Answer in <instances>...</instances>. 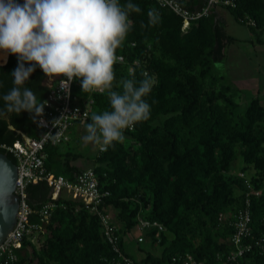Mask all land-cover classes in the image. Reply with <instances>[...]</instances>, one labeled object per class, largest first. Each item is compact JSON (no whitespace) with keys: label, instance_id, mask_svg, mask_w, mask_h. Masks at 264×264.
<instances>
[{"label":"trees","instance_id":"16d2710c","mask_svg":"<svg viewBox=\"0 0 264 264\" xmlns=\"http://www.w3.org/2000/svg\"><path fill=\"white\" fill-rule=\"evenodd\" d=\"M183 1L189 9L204 4V0ZM232 1L235 7L225 8L239 22V18L249 16L256 21L255 27L249 26L255 34L264 29V0ZM132 2L142 11L130 15L132 29L117 50L126 61L114 65L113 90L122 91L117 85L121 79L131 78V66L137 81L146 71L156 84L145 97L151 105L150 118L126 129L123 142L99 150L92 158L91 168L101 187L110 192L102 211H116L125 252L123 237L137 227L139 214L164 225L160 243L156 230L145 233L153 246H163L161 255L146 252L137 260L129 254L140 264H171V256L186 252L211 261L234 248L230 242L234 232L231 215L244 205L242 172L262 194L251 198L252 231L245 242L253 243V249L237 262L264 264V252L255 245L264 238V106L258 96L242 104L241 98L247 94L224 82L223 76L212 74L214 63L225 57L224 48L234 39L213 14L193 22L186 32L181 17L160 7L156 0ZM150 9L160 17L154 26L148 25ZM135 60L139 63L134 64ZM17 64L15 55L0 51V96L13 87L11 73ZM45 80L36 67L25 83L42 102L48 92ZM73 95L82 99L91 96L92 113L110 110L106 93H83L80 86L73 89ZM3 106L0 99V108ZM33 117L27 111L0 115V152L14 162L2 145L21 139V133L37 137L38 117L35 122ZM90 117L82 124L91 122ZM46 154L47 170L56 175L74 180L84 170L72 164L79 154L64 151L60 145L47 146ZM239 159L243 165L235 171ZM27 193L30 205L39 209L50 199L51 187L46 182L30 184ZM57 203L43 243H25L12 264H109L113 252L97 214L70 197L61 196ZM220 214H224L223 220Z\"/></svg>","mask_w":264,"mask_h":264},{"label":"clouds","instance_id":"9594fccd","mask_svg":"<svg viewBox=\"0 0 264 264\" xmlns=\"http://www.w3.org/2000/svg\"><path fill=\"white\" fill-rule=\"evenodd\" d=\"M141 11L132 0H0V51L18 60L11 73L13 87L0 96L4 102L0 115L27 111L34 114V122L43 116L48 102L25 87L39 67L49 80L64 77L59 84L65 92L79 80L83 93L107 94L110 110L92 113L91 122L84 125V142L101 151L123 142L126 129L150 118L145 97L156 84L146 71L137 81L130 69L131 78L117 85L122 91L113 90L114 65L123 59L117 50L132 29L130 15ZM147 16L150 26L160 22L155 9Z\"/></svg>","mask_w":264,"mask_h":264},{"label":"built area","instance_id":"2783aa9c","mask_svg":"<svg viewBox=\"0 0 264 264\" xmlns=\"http://www.w3.org/2000/svg\"><path fill=\"white\" fill-rule=\"evenodd\" d=\"M156 1L160 7L168 8L181 17L182 28L188 21L187 31L193 22L209 17L218 7H235L232 0H204L203 6L197 9L186 8L183 0ZM239 20L247 26H256V21L249 16L241 17ZM119 56H122L123 59L118 63H125V57ZM138 63V60L134 61V64ZM60 79L65 78L58 77L49 80L46 77L48 92L44 101H47L48 104L44 109L43 116L37 118L39 135L28 137L20 132L21 139L11 145H2L16 159L18 178L15 194L19 198V208L14 228L0 244V264L16 262L19 258L18 251L23 249L25 243L31 245L43 243L45 227L50 221L54 209L57 208V202L61 196L73 198L97 214L104 239L113 252L109 264H140L122 249L119 227L114 223L109 213L102 211L101 207L105 199L110 196V192L101 187L94 169L83 170L76 175L74 180L47 170L45 165L47 146H59L69 142L72 128L87 121L94 108V100L91 96L82 99L73 95V89L80 87L79 80H73L69 85V91L65 92L60 88ZM239 176L244 180L246 192L244 205L231 215L234 232L230 242L234 248L226 254H217L216 258L211 261L196 259L188 252L178 253L171 256V264H238V259L253 249V243L245 242L252 231L251 198L252 196L259 197L262 190L255 189L244 173L240 172ZM39 182H46L51 187V194L47 202L42 204L39 209H34L28 201L27 188L30 184ZM32 216H35L36 220L33 221ZM224 218V214H220L219 219L223 220ZM137 227L143 234L138 237L140 243L146 240L145 233L152 230H156V241L160 243L161 234L165 232L162 223L148 219L142 214L138 215ZM255 245L264 252V238L258 239Z\"/></svg>","mask_w":264,"mask_h":264},{"label":"rangeland","instance_id":"374dc122","mask_svg":"<svg viewBox=\"0 0 264 264\" xmlns=\"http://www.w3.org/2000/svg\"><path fill=\"white\" fill-rule=\"evenodd\" d=\"M229 17H231L233 20L235 19L237 22H234L233 24H230V28L235 27L238 30L247 29L249 26H247L244 23L239 22L235 15L228 9H226ZM234 20V21H235ZM229 21L231 19L229 18ZM257 33V32H256ZM257 37L261 38L262 41H264V31L259 32L255 35V32L253 33V39L252 41L250 39L245 41H238L235 46V53H232V55H229L228 62L225 59H222L216 63H214L213 67V75H221L224 76L223 81L231 85V87L237 88L235 84L237 82L241 81L242 87H247L250 83V80L253 76V73H256L259 69L257 66V59L254 55V46L253 44L256 42ZM231 77H229V76ZM263 71L259 70V76L261 85L264 84V76ZM235 83H233L232 82ZM239 89V88H238ZM242 90V89H240ZM251 92L253 89H249ZM243 91V90H242ZM244 94L246 92L243 91ZM247 97V98H246ZM250 95H244L241 98V103L245 105L246 102L250 100ZM262 100V104L264 106V96H261L260 98ZM239 101V99H237ZM85 124H78L74 126L75 128L72 130L70 134V141L67 143H63L60 145V148L63 150H70L71 152L78 153L79 158L75 160L76 163L82 164L83 166H87V163L90 161L92 162V158L96 156L99 152V147L95 146L91 143H86L83 140L84 135H86V130L84 127ZM241 159L237 160L235 162V171H239L240 167L242 166ZM116 211H113V209L110 210V216L112 217L114 223L119 226L121 223L115 216ZM140 233V230L138 227H134L132 230L127 232L124 235V241L127 244V248L130 251L131 254H133V257L135 259L141 260V257H143L146 252H152L155 255H161L163 251V246L157 244L153 246L150 241L147 239L140 243L136 239Z\"/></svg>","mask_w":264,"mask_h":264},{"label":"crops","instance_id":"0c3cea01","mask_svg":"<svg viewBox=\"0 0 264 264\" xmlns=\"http://www.w3.org/2000/svg\"><path fill=\"white\" fill-rule=\"evenodd\" d=\"M213 15L215 17V20L224 26V29L227 32V34L230 35L234 39V41L232 43L227 44L226 47L224 48L225 57L223 59H225L228 62V59H229L228 56L232 55V53H235L234 52L235 48H237V47H232V46H235L238 41H245L248 39H250L252 41L254 32L249 27L247 29H243V30H238L235 27L230 28V24L231 23L233 24L234 22H237V21L235 19H234L235 20L234 21L231 17H229V15L226 11V8H224V7L216 8L213 12ZM229 18L231 19V21H229ZM263 31H264V29L261 32H263ZM254 40H256V42L253 44L254 55H255V58L257 59L256 63H257L258 69L260 71L262 69L263 74H264V41H262L261 38H259V37H257V39H254ZM237 49H239V48H237ZM259 70L256 73H253V76L250 80V83L247 84L248 85L247 87H242L243 85H241V81L237 82L236 84L233 82V80H232V82L236 86L238 85L237 88L242 89L244 92H246L247 95L249 94L251 98L255 97V96H258L259 98H261V96H264V84L261 85V81H260L261 77L259 76ZM249 89H253L252 92ZM261 103H262V100H261ZM74 128H72V130ZM72 130H71V132H72ZM71 132H70V134H71ZM72 164H74L76 166H80L84 170L92 167V162H90V161L87 163V166H85V165L83 166L82 164H78L75 161H73ZM141 235H143V234L140 231L138 237ZM138 237L136 239L137 241H138ZM126 245L127 244L123 240V246H124L126 252L133 256V254L130 253V251L128 250ZM145 256H146V254L143 257H141V259H143Z\"/></svg>","mask_w":264,"mask_h":264},{"label":"water","instance_id":"95a60500","mask_svg":"<svg viewBox=\"0 0 264 264\" xmlns=\"http://www.w3.org/2000/svg\"><path fill=\"white\" fill-rule=\"evenodd\" d=\"M23 3V0H18ZM18 169L6 153L0 152V244L14 228L19 208L15 194Z\"/></svg>","mask_w":264,"mask_h":264},{"label":"bare ground","instance_id":"6f19581e","mask_svg":"<svg viewBox=\"0 0 264 264\" xmlns=\"http://www.w3.org/2000/svg\"><path fill=\"white\" fill-rule=\"evenodd\" d=\"M189 27L188 21L184 23V26L182 28L183 31H187V28Z\"/></svg>","mask_w":264,"mask_h":264}]
</instances>
